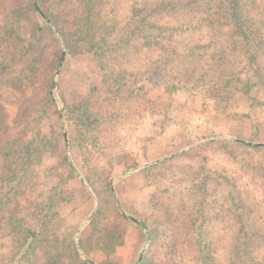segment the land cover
Returning a JSON list of instances; mask_svg holds the SVG:
<instances>
[{"label":"rangeland","instance_id":"obj_1","mask_svg":"<svg viewBox=\"0 0 264 264\" xmlns=\"http://www.w3.org/2000/svg\"><path fill=\"white\" fill-rule=\"evenodd\" d=\"M14 1L0 0V104L10 132L21 128L20 106L41 99L51 75L57 105L32 125L56 146L9 196L18 216L48 238L67 237L96 264H141L145 255L153 264H199L198 209L210 264H242L234 192L250 225L248 263L264 264V49L249 64L234 28L205 6L154 11L153 23L177 30L145 29L119 49L138 11L161 0H38L57 22L59 45L40 16L16 20ZM242 7L249 29L264 33V0ZM87 27L105 44L107 82L81 39ZM155 39L164 46H143ZM60 49L65 58L56 67ZM78 108L88 109L92 127L67 118ZM101 205L99 223L116 220L113 205L125 216L122 244L111 255L98 246L84 254L78 240ZM13 250L12 239H0V257ZM39 252L16 264H40Z\"/></svg>","mask_w":264,"mask_h":264},{"label":"trees","instance_id":"obj_2","mask_svg":"<svg viewBox=\"0 0 264 264\" xmlns=\"http://www.w3.org/2000/svg\"><path fill=\"white\" fill-rule=\"evenodd\" d=\"M195 6H205L207 10H213L214 15L223 17L226 22L229 23L235 30L236 36L243 44L244 52L248 59L249 64L257 62L259 53L264 49V33L252 32L246 22V18L243 15L242 0H161L154 6H150L147 9H140L137 18L132 21L129 29V36L125 37L123 42H120L122 46H117L119 49L123 48V45L128 44L130 35H136L145 29H155L157 32H175L177 29L173 27L160 26L153 23L149 16L154 11L169 10H191ZM11 14H15V19L18 17H24L26 13L33 12L40 16L45 25L50 29L56 36V40L59 45L62 42L58 38L59 27L57 22L50 17L46 10L39 4L38 0H15L14 7L12 8ZM141 11L144 14H141ZM135 15V16H136ZM17 16V17H16ZM14 28V27H13ZM13 28L7 31L5 34L12 35ZM58 34V35H57ZM82 36V40L87 42L88 51L92 52V56L97 65L100 66L102 71V80L107 82L109 73L105 69V44L96 40L94 29L87 27ZM66 37H63V39ZM133 39V38H132ZM131 39V40H132ZM130 40V42H131ZM129 42V43H130ZM143 46L158 48L163 47V43L157 39L152 41H144ZM141 48V45L140 47ZM193 47L191 50H194ZM65 51L60 49L58 59L56 61V67L60 66L64 61ZM45 93L41 99H35L34 97L27 99L24 102L15 116V121L18 124V132L12 133L7 125L6 111L0 104V239L10 238L14 242V250L11 254L3 255L0 257V264H16L21 259L28 257L38 251L41 254L40 264H64L65 261L70 260L75 264H89L83 260L74 245V242L67 241V237L64 241L60 242L59 237L48 238L40 228L29 225L26 221L22 220L20 216L10 207L9 196L13 193L22 190V186L25 183L29 170L39 160L40 154L48 150L56 144H52L46 140H43L37 134L38 131H32L33 124L39 122L42 117L46 114V109L49 105H56L55 94L53 89L55 88V81L53 75H51L45 83ZM122 89L117 88L116 93H120ZM63 112V120L65 114V106L60 105V110ZM75 111V110H74ZM73 111V113H74ZM70 115L69 120L75 125H81L84 127H92L94 119L88 113V109L83 110L82 108L76 109L75 114ZM60 119V118H59ZM62 122V121H61ZM37 129V128H36ZM29 131V132H28ZM253 147L260 148L262 146ZM73 168L74 165H72ZM232 202L236 206V210L239 212V253L242 255V264L248 263V237L250 225L247 220L242 217L243 210L238 205V200L234 192H230ZM58 198L55 200H48L43 204L46 209H53L58 204ZM104 205L98 207L96 213L92 217L88 224V229L85 230V234L81 237L78 242L80 248L84 254H88L90 250H93L98 246L104 253L111 255L115 252L116 248L122 244V240L125 234V228L119 219H124L125 216L113 205L116 220L110 222L99 223L101 218H105ZM40 212H43V211ZM197 210V216L194 215L192 223V232L194 233L195 243L197 246V256L200 260L199 264H210L208 254L205 250V245L200 239L199 226L203 222V212ZM202 211V210H201ZM55 215L52 213L51 217ZM139 223L146 227V223L139 221ZM48 228V225H46ZM46 236V237H45ZM59 238V239H58ZM69 238V237H68ZM200 239V240H199ZM70 240V239H69ZM66 241V243H65ZM69 243V244H68ZM100 264H108L106 262ZM141 264H153L152 260L148 255L143 257Z\"/></svg>","mask_w":264,"mask_h":264},{"label":"water","instance_id":"obj_3","mask_svg":"<svg viewBox=\"0 0 264 264\" xmlns=\"http://www.w3.org/2000/svg\"><path fill=\"white\" fill-rule=\"evenodd\" d=\"M138 168H134L133 170L135 171V170H137ZM113 191V190H112ZM75 242H77V239L75 238ZM79 251V250H78ZM141 258H142V254L139 256V261L141 260ZM86 261L87 262H89L90 264H96L95 262H93L92 260H90V259H86Z\"/></svg>","mask_w":264,"mask_h":264}]
</instances>
